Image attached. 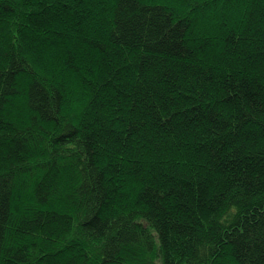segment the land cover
Returning <instances> with one entry per match:
<instances>
[{
  "label": "trees",
  "instance_id": "1",
  "mask_svg": "<svg viewBox=\"0 0 264 264\" xmlns=\"http://www.w3.org/2000/svg\"><path fill=\"white\" fill-rule=\"evenodd\" d=\"M0 264H264V0H0Z\"/></svg>",
  "mask_w": 264,
  "mask_h": 264
}]
</instances>
